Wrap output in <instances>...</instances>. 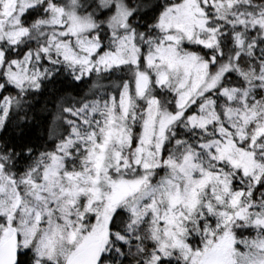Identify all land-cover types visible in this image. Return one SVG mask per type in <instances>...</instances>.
<instances>
[{
	"label": "snow or ice",
	"instance_id": "1",
	"mask_svg": "<svg viewBox=\"0 0 264 264\" xmlns=\"http://www.w3.org/2000/svg\"><path fill=\"white\" fill-rule=\"evenodd\" d=\"M0 264H264V0H0Z\"/></svg>",
	"mask_w": 264,
	"mask_h": 264
}]
</instances>
